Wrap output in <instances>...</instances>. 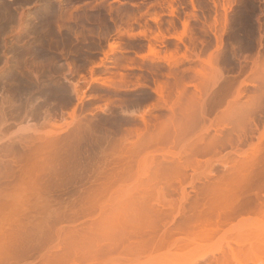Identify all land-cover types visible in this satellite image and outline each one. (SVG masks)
Instances as JSON below:
<instances>
[{
  "label": "rangeland",
  "instance_id": "rangeland-1",
  "mask_svg": "<svg viewBox=\"0 0 264 264\" xmlns=\"http://www.w3.org/2000/svg\"><path fill=\"white\" fill-rule=\"evenodd\" d=\"M0 264H264V0H0Z\"/></svg>",
  "mask_w": 264,
  "mask_h": 264
},
{
  "label": "trees",
  "instance_id": "trees-1",
  "mask_svg": "<svg viewBox=\"0 0 264 264\" xmlns=\"http://www.w3.org/2000/svg\"><path fill=\"white\" fill-rule=\"evenodd\" d=\"M237 12L239 11H243L244 14L246 15V17H250V13H251V10L249 9V6H238L236 8ZM232 29L233 30H236V26L234 24H232ZM247 32H250V29H246ZM248 34V42L247 44L250 45L251 43L253 44V46H256L257 45V41H258V38H259V34L257 32H255V35H253V39L250 38V33H247Z\"/></svg>",
  "mask_w": 264,
  "mask_h": 264
}]
</instances>
